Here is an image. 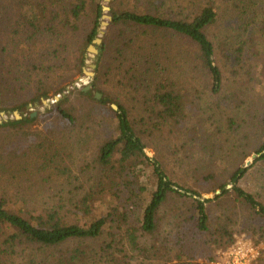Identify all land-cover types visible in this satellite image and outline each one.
Masks as SVG:
<instances>
[{
  "label": "rangeland",
  "instance_id": "obj_1",
  "mask_svg": "<svg viewBox=\"0 0 264 264\" xmlns=\"http://www.w3.org/2000/svg\"><path fill=\"white\" fill-rule=\"evenodd\" d=\"M84 1L87 11L76 20L68 11L69 2L0 0V85L3 107L11 109L45 90L53 97L56 89L67 85L65 95L70 96L71 106L77 109L78 119L76 129L50 132L45 128L49 123L44 115L59 96L49 100L42 98L41 105L29 106V112L35 116L42 115V121L32 128L33 132L39 131L36 142L40 147L31 149V144L26 143L28 148L22 152L26 156L11 160L0 157V164L3 165L0 171V198L15 203L13 213L33 207L43 210L46 202L59 204L60 200H64L66 208L70 209V200L82 195L84 189L89 190L95 182H102L94 161L103 143L116 133L115 112L119 111L120 104L128 110L147 157L157 162L173 182L193 188L203 200L213 201L207 207L211 217V232L199 233L195 237L190 235L187 242L173 248L172 262L163 260L155 264H210L239 240L260 247L261 254L253 264H264V219L239 201L234 193L216 199L220 194L219 187L226 185L228 190L242 189L264 204V163L260 162L242 174L236 183L231 181L240 169L255 162L264 142V48L256 29L263 20L264 0H95L102 6L101 21L107 26L102 24L99 30L104 34L98 36L102 38V44L95 46L98 54L87 53L84 74L77 76L76 59L91 32V21L95 15L93 0ZM26 2L45 5L41 8L43 21L38 31L34 32L24 19H19L18 9ZM208 2L220 9V17L211 29L210 39L215 46L214 65L220 71L221 81L216 83L210 72L200 65L196 45L179 36L170 38L168 35V58H159V65L152 66L161 72L155 76L153 83L161 82L165 88H174L175 94L183 98V109L174 119H158L155 113L159 108L154 105L151 107L153 111L149 110L138 96L135 84H121L118 81L133 73L129 67H125L128 73L114 71L111 76H101L97 82L111 99L109 105L100 104L103 96L98 92L95 93L96 100L78 94L93 86L96 62L101 53L103 37L112 21L113 7L119 11H136L167 19L191 21ZM238 24L243 27L237 28ZM117 32L116 29L110 30L108 42L110 58L115 53L113 66L118 64L116 46L121 40ZM251 35L253 42L249 37ZM237 37L242 40L237 41ZM143 44L136 41L130 53L136 52L140 57L145 55L141 51L145 47ZM54 52L60 53V61L52 59L50 54ZM85 71L95 73V76L91 78ZM146 79L151 83L150 77L146 76ZM87 87L90 88L86 90ZM14 118L15 113L12 111L0 113V123ZM53 119L50 117L48 121ZM117 162L114 165L117 166ZM150 163L143 159L139 167L148 170V173ZM58 166L70 170L69 181L60 176L65 179L61 181L56 176ZM180 199L172 198L162 208L161 216L166 218L163 227L168 228V222H176L177 227L183 230V219L188 214L192 216V212L182 207ZM195 221L189 225L192 232L196 229ZM224 226L229 228L224 240L233 237L228 249L221 248L219 241L220 230ZM2 240L0 234V264H54V257L61 256L73 247L82 246L89 252L101 247L103 241L68 243L57 250L28 248L14 259L15 256L4 254ZM178 256L181 258L175 259ZM101 264H113V261L105 260ZM129 264H142V260H134Z\"/></svg>",
  "mask_w": 264,
  "mask_h": 264
},
{
  "label": "trees",
  "instance_id": "obj_2",
  "mask_svg": "<svg viewBox=\"0 0 264 264\" xmlns=\"http://www.w3.org/2000/svg\"><path fill=\"white\" fill-rule=\"evenodd\" d=\"M57 1L69 2L68 11L76 20H79L87 11V3L84 0ZM92 4L95 15L91 21V32L81 48L79 58L76 59L77 76H83L88 48L99 36L102 26V6L99 1L95 0L92 1ZM44 6L35 2L24 3L18 9L19 19H24L34 32L40 30L42 28L40 23L43 21L40 13ZM219 17V7L210 2L205 3L191 21H178L141 14L136 11H119L113 7L112 21L103 37L101 53L96 62L97 70L93 86L88 91L78 90V94L83 98L96 100L95 93L98 92L103 96L100 104L109 105L111 99L106 90H102L97 85V82L101 76H111L114 71L128 73L125 67H129L133 73L119 78L118 81L121 84L126 82L135 84L138 88V96L143 99L149 110L153 111L151 107L154 105L159 108L155 113L158 119L162 121L174 119L183 109V98L175 94L174 88L166 87V89L161 82L153 83V79L160 71L152 66L159 65V58H168L167 49L170 48V44L166 40L168 35L170 38L179 36L196 45L199 51L200 65L210 72L216 83H219L221 74L214 65L215 46L210 39L211 29L217 24ZM262 19L256 29L261 35L264 48V16ZM242 27L241 24L237 25V28ZM112 29H116L121 38L116 46V52H118L116 62L118 64L115 66H113L115 53L110 58L111 53L108 49L110 30ZM249 37L253 42L252 35ZM237 39V41L242 40L241 37H237ZM136 41L145 44L141 50L145 52L142 57L136 55V52L130 53ZM50 55L53 60L60 61V53L54 52ZM62 61L69 66L66 60L62 59ZM146 76L150 77L151 83L147 81ZM172 87L174 86L172 85ZM66 89L67 85H61L55 90L53 97L49 96L47 90L39 92L27 102L7 109L3 107L4 100L0 85V113L18 112L22 117L20 120L14 118L0 123V157L4 156L10 160L21 157L23 150L28 148L26 143L31 144L29 145L31 149L40 147V144L36 142L39 131L33 132L32 128L42 121L40 119L42 115L33 116V112H29V106L31 104L41 105L42 98L49 100L57 96L60 97V100L47 109L44 115L49 123L45 127L47 130L54 132L64 131L68 128L76 129L77 109L71 106L70 96L65 95ZM76 90L77 88L74 89V91ZM118 107L119 111L112 110L116 114V133L103 143L94 161L102 182H95L89 190L84 189L82 195L70 200V209L66 208L64 200H60L59 204L46 202L43 210L33 207L24 212H21L20 209L17 213H13L15 203L7 198H0V234L3 239L1 248L4 254L15 256L14 259H16L28 248L40 247L44 250H57L68 243L81 244L82 242L84 244L103 240L102 245L100 244L101 247L89 252L82 246L73 247L61 256L54 257V264H101L105 260L113 261V264H129L140 259L142 264H146L144 262L155 264L163 260L172 262L173 248L187 242L190 235L192 237L193 234L195 237L199 233L211 232V217L207 207L213 201L211 199L203 200L199 192L193 188L173 182L157 162L154 163L150 160L145 154L142 140L136 134L130 121L128 110L120 104ZM50 117L54 118L51 122L48 121ZM257 154L258 156L251 166L240 169L232 176V182L236 183L242 174L249 172L258 163H264V142ZM23 155L26 156L24 153ZM143 159L151 162L148 165L150 166L148 173H146L148 170L139 167ZM116 162L117 166L114 165ZM1 169H3L2 164H0V171H2ZM56 171V176L62 179L61 181L65 180L61 177L69 181L70 170L58 166ZM141 172L144 174V178H142ZM68 181L65 182L68 183ZM219 189L220 194L216 196V199L234 193L239 201L245 203L264 219V204L257 201L252 195L242 189L228 190L226 185L220 186ZM175 197L181 198L182 207L189 213L192 212L191 217L188 214L183 219V230L177 227L176 222H168L166 224L168 228L163 227L166 218L161 216L162 208ZM195 219L196 229L192 232L189 225L194 223ZM228 229V226H224L220 230L219 241L221 248L224 249H228L233 242L231 233H229V240H224L229 232ZM180 258L178 256L175 259Z\"/></svg>",
  "mask_w": 264,
  "mask_h": 264
},
{
  "label": "built area",
  "instance_id": "obj_3",
  "mask_svg": "<svg viewBox=\"0 0 264 264\" xmlns=\"http://www.w3.org/2000/svg\"><path fill=\"white\" fill-rule=\"evenodd\" d=\"M260 254V247L249 241L239 240L232 248L212 260L210 264H253Z\"/></svg>",
  "mask_w": 264,
  "mask_h": 264
},
{
  "label": "water",
  "instance_id": "obj_4",
  "mask_svg": "<svg viewBox=\"0 0 264 264\" xmlns=\"http://www.w3.org/2000/svg\"><path fill=\"white\" fill-rule=\"evenodd\" d=\"M106 9L109 10L108 8H106ZM107 18L111 19L110 17H107ZM102 24H103L104 26H107V23H102ZM103 34H104V33L101 32V33H100V36L103 35ZM101 44H102V38H101V37L96 38V39L93 41V45L89 47L88 52H90V53H92V54H95V55L98 54V50H97V48H96L95 46H100ZM93 68H96V66H93ZM85 74L88 75V76H90L91 78L95 76V73H88V72H86V71H85ZM89 88H90V87H87L86 90H88ZM97 97L99 98L100 95L98 94ZM59 99H60L59 97L56 98L57 101H58ZM114 108L116 109L117 107L114 106ZM2 115H3V114H2ZM33 116H35V114H33ZM15 118H16L17 120L22 119V117L20 116V114L17 113V112H15ZM248 165H250V162L248 163Z\"/></svg>",
  "mask_w": 264,
  "mask_h": 264
}]
</instances>
